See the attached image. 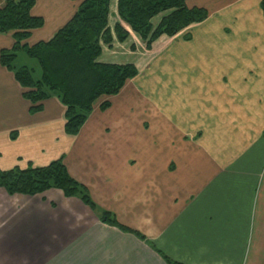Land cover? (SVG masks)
Segmentation results:
<instances>
[{"label":"crops","instance_id":"0c3cea01","mask_svg":"<svg viewBox=\"0 0 264 264\" xmlns=\"http://www.w3.org/2000/svg\"><path fill=\"white\" fill-rule=\"evenodd\" d=\"M261 2L187 0L209 18L147 50L112 0L113 43L102 44L98 63L133 64L139 74L107 110L97 104L76 137L63 132L56 97L30 114L26 90L0 64V170L63 159L99 209L146 238L102 223L59 190L29 197L0 188V264H166L158 252L180 264H264ZM80 4L36 0L31 15L44 26L22 45L51 41ZM118 23L130 33L124 43ZM14 45V32L0 34V53Z\"/></svg>","mask_w":264,"mask_h":264},{"label":"trees","instance_id":"16d2710c","mask_svg":"<svg viewBox=\"0 0 264 264\" xmlns=\"http://www.w3.org/2000/svg\"><path fill=\"white\" fill-rule=\"evenodd\" d=\"M0 9V34L14 32L15 45L11 50H2L0 64L12 72L19 85L25 89L23 98L31 103L30 114L43 110V103L56 97L66 108L65 134L75 137L93 113L102 98H113L135 79L139 72L135 65L100 64L102 44L113 43L108 27L112 0L81 1L72 20L49 42H40L32 47L22 45L31 36V31L41 29L44 21L31 15L36 0H3ZM187 0H118V15L130 30L137 34L150 50L159 38L174 37L191 25L200 24L209 18L205 9L187 7ZM264 15V0L261 2ZM167 14L158 26L152 20ZM116 39L124 43L130 33L120 24L114 28ZM37 61L41 70L39 79L35 70L16 65L19 54ZM110 107L103 102L102 111ZM0 188L9 196L34 197L50 190L63 192L66 198H77L92 209L100 221L123 232L131 233L140 240L146 238L118 222L115 215L101 210L93 202L88 189L74 180L62 159L42 168L29 166L0 170ZM156 250L154 247H152ZM166 264H180L158 252Z\"/></svg>","mask_w":264,"mask_h":264},{"label":"rangeland","instance_id":"374dc122","mask_svg":"<svg viewBox=\"0 0 264 264\" xmlns=\"http://www.w3.org/2000/svg\"><path fill=\"white\" fill-rule=\"evenodd\" d=\"M121 24V23H120ZM122 25V24H121ZM129 32V31H128ZM17 66L19 67H22V66H26L30 69H34L35 70V78L39 79L40 76H41V70H40V67H39V64L37 63V61L33 60V59H30L28 58L26 55H24L23 53H21L18 57V60H17V63H16ZM22 88V87H21ZM119 95V94H118ZM110 99L111 98H102L98 104L99 106L103 103V102H106V101H109L110 103ZM66 113V112H65ZM86 124V123H85ZM84 127V126H83ZM64 128H65V124H64ZM63 128V129H64ZM82 130V129H81ZM64 134H65V130H63ZM81 132V131H80ZM66 135V134H65ZM67 136V135H66ZM78 136V135H77ZM68 137H71V136H68ZM76 137V136H75ZM59 160V159H58ZM63 160V159H62ZM64 162V160H63ZM65 164V163H64ZM50 165V164H49ZM71 176V175H70Z\"/></svg>","mask_w":264,"mask_h":264}]
</instances>
